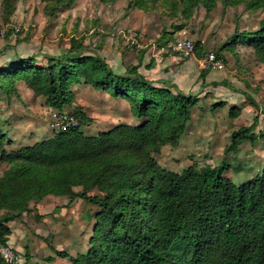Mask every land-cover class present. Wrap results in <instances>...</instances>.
<instances>
[{
    "label": "trees",
    "instance_id": "16d2710c",
    "mask_svg": "<svg viewBox=\"0 0 264 264\" xmlns=\"http://www.w3.org/2000/svg\"><path fill=\"white\" fill-rule=\"evenodd\" d=\"M0 1L4 16L10 15L17 0ZM42 1L51 3L48 13L70 7L75 0ZM149 1L155 0H129L128 5L142 8ZM200 1L209 11L211 1ZM246 6L264 8V0H248ZM193 45L194 56L201 59L200 43ZM223 45L247 46L264 65V18L256 29L235 32ZM140 64L141 57L116 72L72 38L68 48L48 55L44 63L28 57L0 68V88L7 91L22 80L49 106L61 110L73 97L69 85L82 80L127 100L139 120L86 134L81 126L92 118L75 110L78 126L10 152L0 130V159L9 164L0 174V247L7 246L10 222L29 210L30 201L53 195L66 196V205L82 198L99 209L86 252L72 256L55 250L56 257L71 264H264V162L241 183L224 176V161L201 168L193 163L179 172L163 168L154 155L165 145L178 144L198 97L168 79H149ZM217 106L225 103H214L212 109ZM227 113L237 117L241 108L231 105ZM253 129L250 124L232 131L224 150L255 140ZM0 264H9L1 253Z\"/></svg>",
    "mask_w": 264,
    "mask_h": 264
},
{
    "label": "rangeland",
    "instance_id": "374dc122",
    "mask_svg": "<svg viewBox=\"0 0 264 264\" xmlns=\"http://www.w3.org/2000/svg\"><path fill=\"white\" fill-rule=\"evenodd\" d=\"M210 1L207 11L200 0H155L142 8L129 6V0H75L70 7L47 13L51 3L17 0L8 16H4L0 1V68L28 57L44 63L48 55L68 48L72 38L81 42L85 53L102 56L116 72L137 64L141 57L140 71L146 76L168 79L198 97L178 144L163 146L154 155L157 162L179 172L193 163L201 168L224 161L228 165L224 176L241 183L258 173L264 162V65L257 63L247 46L223 44L235 32L256 29L264 18V8L249 9L248 0L227 6L223 0ZM128 30L141 35L139 47L124 36ZM180 38L199 42L203 57L182 58L175 53L171 45ZM211 52L224 57L225 61L218 58L222 69L206 67L203 59ZM69 87L72 100L61 110L49 106L45 97L36 95L22 80L15 81L8 91L0 88V130L5 134L7 152L58 131L55 110L67 114L80 110L92 118L81 126L86 134L118 123L139 122L127 100L82 80ZM221 101L225 106L212 109V104ZM231 105L241 108L239 116H228ZM250 124L257 138L225 151L231 132ZM8 165L0 159V174ZM66 202V196L53 195L30 201L29 210L10 222L6 248L17 259L9 264H71L67 258L56 257L55 250L72 256L88 250L99 209L82 198L70 205Z\"/></svg>",
    "mask_w": 264,
    "mask_h": 264
},
{
    "label": "built area",
    "instance_id": "2783aa9c",
    "mask_svg": "<svg viewBox=\"0 0 264 264\" xmlns=\"http://www.w3.org/2000/svg\"><path fill=\"white\" fill-rule=\"evenodd\" d=\"M124 36L129 41L131 45L136 47L140 46V34L136 31L128 30ZM172 50L177 53L180 57L186 58L194 55V45L193 42L186 38L176 39L172 45ZM207 68L211 69H222L223 63L220 59L217 58L216 54L211 52L206 55L203 59ZM53 118L55 125L58 130H64L69 127H75L79 125L78 118L73 113H62L58 110L53 111ZM0 253L4 260L8 263L14 262L17 257L14 253L10 252L6 246L0 247Z\"/></svg>",
    "mask_w": 264,
    "mask_h": 264
},
{
    "label": "crops",
    "instance_id": "0c3cea01",
    "mask_svg": "<svg viewBox=\"0 0 264 264\" xmlns=\"http://www.w3.org/2000/svg\"><path fill=\"white\" fill-rule=\"evenodd\" d=\"M149 79H152V78H150L149 76H147Z\"/></svg>",
    "mask_w": 264,
    "mask_h": 264
}]
</instances>
